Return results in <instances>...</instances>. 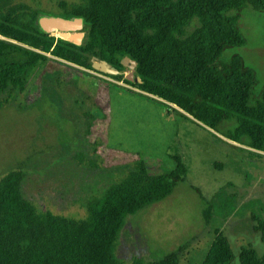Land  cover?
<instances>
[{"label":"trees","instance_id":"16d2710c","mask_svg":"<svg viewBox=\"0 0 264 264\" xmlns=\"http://www.w3.org/2000/svg\"><path fill=\"white\" fill-rule=\"evenodd\" d=\"M28 1L0 0V38L6 41H0V94L21 93L28 77L46 63L96 73L91 68L95 59L124 72L120 62L128 58L137 64L134 78L140 84L126 82L123 75L96 74L156 97L159 100L152 99L170 113L198 125L213 131L224 127L227 140L264 153V82L242 57L222 59L226 51L246 45L238 27L241 15L248 8L264 13V0L59 2L58 18L83 20L79 45L42 32L37 24L40 10ZM174 161L173 172L158 176L137 163L121 182L87 203L85 221L39 212L20 193L22 173H7L0 179V264H124L115 251L125 221L167 199L184 180L185 165ZM222 192L215 197L227 215L235 210L236 196ZM206 206L203 217L209 224L213 202ZM251 219L252 231L264 244V218ZM183 249L179 246L157 262L134 259L129 264H180ZM233 262L227 238L214 229L201 264ZM239 264H264V254L247 247L240 252Z\"/></svg>","mask_w":264,"mask_h":264},{"label":"rangeland","instance_id":"374dc122","mask_svg":"<svg viewBox=\"0 0 264 264\" xmlns=\"http://www.w3.org/2000/svg\"><path fill=\"white\" fill-rule=\"evenodd\" d=\"M62 1L67 0L28 4L55 18L62 15L56 8ZM238 27L247 43L222 59L242 57L263 83L264 13L245 9ZM3 100L0 179L21 172L20 193L39 212L85 221L87 203L121 182L137 163L152 176L173 172L175 159L185 165L184 180L167 199L127 217L115 251L122 263L157 262L184 246L180 264H201L214 229L227 238L233 264L247 247L264 254L251 219L264 218V153L227 140L224 127L213 131L123 82L61 62L41 65L21 93L0 94ZM219 191L236 196L235 210L227 215L215 197ZM211 201L207 224L203 212Z\"/></svg>","mask_w":264,"mask_h":264},{"label":"water","instance_id":"95a60500","mask_svg":"<svg viewBox=\"0 0 264 264\" xmlns=\"http://www.w3.org/2000/svg\"><path fill=\"white\" fill-rule=\"evenodd\" d=\"M37 24L40 30L45 34L51 37H58V39L70 42L74 45H79L84 36L83 33H76L83 30V20L80 18L65 20L58 17L51 18L49 16H41L38 19ZM120 64L126 70L125 75L110 67L104 61H97L95 59H92L91 61V68L96 73L106 76L123 75V79L128 83H141L139 78H134L137 67L136 62L131 61L128 58H123ZM149 97L159 100L153 96Z\"/></svg>","mask_w":264,"mask_h":264},{"label":"flooded vegetation","instance_id":"af4514ba","mask_svg":"<svg viewBox=\"0 0 264 264\" xmlns=\"http://www.w3.org/2000/svg\"><path fill=\"white\" fill-rule=\"evenodd\" d=\"M124 71H126V70L124 69ZM121 73H123V72H121Z\"/></svg>","mask_w":264,"mask_h":264}]
</instances>
